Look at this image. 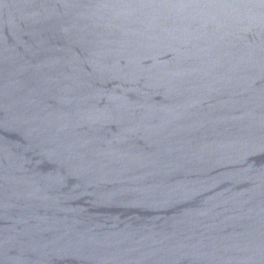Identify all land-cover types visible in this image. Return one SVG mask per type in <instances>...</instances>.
<instances>
[{
  "label": "water",
  "instance_id": "water-1",
  "mask_svg": "<svg viewBox=\"0 0 264 264\" xmlns=\"http://www.w3.org/2000/svg\"><path fill=\"white\" fill-rule=\"evenodd\" d=\"M0 264H264V0H0Z\"/></svg>",
  "mask_w": 264,
  "mask_h": 264
}]
</instances>
